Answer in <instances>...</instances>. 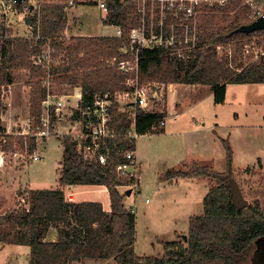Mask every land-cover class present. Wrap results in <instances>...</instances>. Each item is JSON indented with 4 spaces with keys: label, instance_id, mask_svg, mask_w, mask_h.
I'll list each match as a JSON object with an SVG mask.
<instances>
[{
    "label": "trees",
    "instance_id": "16d2710c",
    "mask_svg": "<svg viewBox=\"0 0 264 264\" xmlns=\"http://www.w3.org/2000/svg\"><path fill=\"white\" fill-rule=\"evenodd\" d=\"M109 14L104 23L118 26L121 37H72L65 45L62 36L68 23V0H37L25 14L33 36L40 39L18 37L9 40L4 48L5 59L0 62V134H3L1 116L6 109L2 102L1 86L14 83L12 72L28 70L30 74V115L39 123L47 89L41 78L45 71L33 66L31 58L42 50L48 40L64 54L65 62L53 69L55 82L80 86V108L89 105L96 95L115 93L126 89L129 77L118 66L108 65L113 58L125 60L130 52H121L128 44L129 32L138 23L134 0H105ZM76 6L82 3L75 0ZM28 2L24 3V5ZM96 4V3H95ZM23 10V5L20 7ZM228 11H237L230 15ZM220 20L231 21L218 28ZM249 10L239 5L223 8L217 14L204 17V43L198 56L191 61L170 58L164 53L143 51L140 55L141 83L188 84L210 86L216 104L226 100L228 84L264 83V59L251 56L245 64L241 58L246 40L264 35V29L245 32L252 24ZM225 51L220 55L217 47ZM230 50L231 53L228 52ZM262 59V60H261ZM64 60V59H63ZM166 113H147L140 110L137 130L142 135H160L159 119ZM76 119L80 115L76 114ZM55 122V119H54ZM131 121L125 114L113 111L111 127L118 136L110 142L111 158L106 165L86 161L76 149L71 137L64 138L62 166L56 189H41L30 194V209L24 217H7L9 228L0 226V243H15L31 248L30 264H75L83 260H114L117 264H248L257 240L264 238V208L260 201L238 210L233 204L230 180L234 179V153L229 141L224 142L227 154L225 173L199 165L188 171H171L167 178L205 177L214 186L204 201V213L191 217L187 244L182 241L163 242L164 255L139 257L136 253V214L126 208V193L120 187L135 183L117 173L124 155L136 149L137 143L126 137ZM20 147L19 149L17 147ZM29 154L37 150L35 137H5L4 151ZM73 185L106 186L110 195L111 211L106 212L99 202H74L67 199L65 188ZM57 239L47 241L51 230Z\"/></svg>",
    "mask_w": 264,
    "mask_h": 264
},
{
    "label": "rangeland",
    "instance_id": "374dc122",
    "mask_svg": "<svg viewBox=\"0 0 264 264\" xmlns=\"http://www.w3.org/2000/svg\"><path fill=\"white\" fill-rule=\"evenodd\" d=\"M77 6L68 7V13L70 19L74 22L73 27L77 24L83 28L85 34H91L96 36H115L117 34V28L104 23V18L106 17L105 12L102 11L95 2L98 0H80ZM37 0H30L28 4L35 5ZM74 7V8H73ZM73 8V9H72ZM26 15L22 14L21 11L15 16L8 18V20L2 24V27L8 29V35L15 38L18 37H31L32 29L30 26L26 25ZM232 21V20H231ZM231 21L220 20L217 29L229 26ZM71 27V26H70ZM73 29V28H72ZM130 33V32H129ZM73 36L67 35L66 32L63 34L62 41L66 45L71 43V38ZM246 47L242 52L241 58L246 64L248 59L253 56L256 60L261 57L264 59V35L254 36L249 40H246ZM220 53L225 51L222 47ZM133 56L125 59L123 61L132 60ZM261 59V60H262ZM112 60V59H111ZM33 66H36L33 62V57L31 58ZM122 61V60H120ZM108 63V62H107ZM14 83L12 84V108L10 113L6 112L7 102L2 98V102L6 109L3 111L1 116L2 127L11 131V133H16L17 131H22L19 124L14 126L17 121L22 119L24 123L31 117L30 115V74L28 70H16L12 72ZM56 78V77H55ZM53 81V91L59 95H71L73 94L66 85L68 84H58ZM43 78H41V81ZM43 83V81H42ZM148 84V83H145ZM43 85V84H42ZM170 85V84H169ZM71 86V85H70ZM7 85L1 86L2 95L5 94L7 90ZM160 85H156L155 90L159 89ZM207 85H188V84H178L170 85L164 88L165 96L161 99V95L154 99L155 106L157 109H163L166 111V128L167 132L169 130L178 129L180 132L192 133V131H200L201 116L205 117L206 120L212 113L213 105L212 98L206 93ZM161 92V91H160ZM70 100V99H69ZM201 100V101H199ZM204 100V101H203ZM71 103L76 105V99ZM69 101V102H70ZM200 115V116H199ZM197 118L198 128H194L193 118ZM17 120V121H16ZM69 122L67 119H65ZM203 120V119H202ZM211 122V121H210ZM210 122L207 124L209 127ZM67 123L62 122V127L59 129L62 133L69 130L66 128ZM173 125V126H172ZM76 126V125H75ZM78 126V125H77ZM166 128L164 130H166ZM206 129V128H205ZM74 130V129H73ZM60 134V136H53L47 138L45 142L43 139L37 141V150L41 156L42 160L33 161L31 158L25 156L21 157V152L18 155L10 151H4L3 145L5 144V137L10 135L12 137H19L20 135L14 134H0V226L3 228H9L7 224V217L16 216L18 218L24 217V215L30 209V194L39 188L41 189H52L58 184L59 169L61 168L63 151H64V138L72 137V135ZM195 132L194 134L197 135ZM260 133V132H259ZM238 134L237 130L232 131V135ZM154 134H146L141 136L137 140V147L141 151L142 164V181L143 185L141 189H133L131 195L125 196L124 203L126 208L129 210H134L139 212V229H138V255L139 257H157L164 255L163 242L174 241L176 237L173 235H164L160 239L163 241H158L156 236L148 230L149 224H147V215L145 216L150 203L147 199L153 200L154 196L149 191L146 190V185L150 186L155 182L158 173L170 172V170H178L181 167H176L178 164V152L184 151L186 149L187 142L184 139L178 138V136L172 134H161L159 136H153ZM251 137V145L254 147L253 152L258 154L262 149V137L256 132L247 133ZM24 137V136H22ZM179 140V141H178ZM188 141V139H187ZM42 142V143H41ZM17 147V146H16ZM18 149L20 147H17ZM254 158V156H252ZM251 155L247 153L246 150H238L236 154L235 169L238 171L242 169L243 172L238 175L234 174V179L240 184V187L245 195V198L253 204L255 201H261L262 207L264 208V175L257 169L256 161L252 160ZM24 161V162H23ZM23 162V163H22ZM256 167L255 169H253ZM221 165H216L215 171L222 172L220 170ZM250 168L249 171L245 172L244 169ZM26 174V175H25ZM167 179V174L163 175ZM162 180V181H163ZM216 182V180H213ZM91 191L90 186H87ZM123 193L127 190L120 188ZM131 190V188H129ZM69 192L67 191L66 194ZM180 191H176L174 195H178ZM173 194V192H172ZM103 198L104 195H103ZM77 202H87L85 200H97L94 199L91 194H80L77 195ZM203 200V199H202ZM104 201V199H103ZM98 202V201H93ZM100 203V202H99ZM201 211V210H200ZM203 213H199L202 215ZM179 241H182L185 245L187 244V239L179 236ZM4 244V243H2ZM7 244V243H6ZM14 245L11 246L13 248ZM9 249V247H7ZM264 261V241L259 239L254 244V251L252 254L251 261L248 264H262ZM15 259V263H16ZM78 264H117L114 260H83Z\"/></svg>",
    "mask_w": 264,
    "mask_h": 264
},
{
    "label": "built area",
    "instance_id": "2783aa9c",
    "mask_svg": "<svg viewBox=\"0 0 264 264\" xmlns=\"http://www.w3.org/2000/svg\"><path fill=\"white\" fill-rule=\"evenodd\" d=\"M82 2V1H81ZM138 23L130 30L128 44L121 49V52H130L132 60L119 61L113 58L108 61V65L118 66L119 70L128 75L125 86L126 89L115 93L96 95L94 100L84 108L70 105L64 95L54 92L53 81L56 77L53 69L65 62L64 54L58 52V48L50 40L43 44L41 52L33 56V62L37 67L45 71L43 86L47 89V97L43 101V112L39 123L30 117L26 123L22 119L16 120L14 126L23 124L22 131L11 133L9 129H4L3 134H14L24 137H35L39 139L60 136V125L67 119L74 125L75 130L69 135L76 142V149L86 161H95L100 165H106L111 158L110 142H115L118 136L111 127L113 111L126 115L131 121L130 130L126 137L137 143L143 136L137 130V117L140 110L147 113H164L163 109H157L154 99L161 95L164 98V88L170 85L158 82L148 84L140 81V55L143 51L161 52L170 58L191 61L198 56L204 43V17L218 13L223 8L232 5H239V9L246 7L249 10V19L253 23L264 17V0H134ZM98 7L109 14V7L105 0L95 2ZM23 5V10L20 7ZM67 5L76 6L75 0H68ZM30 8L29 4H18L16 0H0V62L5 59V45L15 37L8 35V29L2 27L8 18L15 16L21 11L26 14ZM237 11H228L230 15ZM31 28V27H30ZM32 29V28H31ZM33 34V33H32ZM118 37L122 36L120 28ZM36 41L40 39V33L31 36ZM28 37V38H31ZM247 45H245L246 47ZM222 47H217L218 53ZM229 53L230 50H228ZM64 59V60H63ZM160 85V91L156 89ZM155 88V89H154ZM12 89L7 87L2 98L7 102L6 112L9 114L12 108ZM80 119H76V114ZM55 119V122H54ZM76 125V126H75ZM78 125V126H77ZM158 128H166V118H160ZM20 152H16L18 155ZM21 157L28 155L33 161L42 160L38 152L29 154L27 147L21 152ZM125 161L118 165L117 173L121 178L135 180V183L122 186L123 190L131 188L138 189L140 178V163L136 149L128 150L124 155ZM24 162V161H23ZM22 162V163H23ZM71 186L65 188L69 193L66 197L74 201Z\"/></svg>",
    "mask_w": 264,
    "mask_h": 264
},
{
    "label": "crops",
    "instance_id": "0c3cea01",
    "mask_svg": "<svg viewBox=\"0 0 264 264\" xmlns=\"http://www.w3.org/2000/svg\"><path fill=\"white\" fill-rule=\"evenodd\" d=\"M67 10L68 8L66 9V11ZM67 15L68 23L65 32L68 36L72 35L73 37H102L85 34L80 24H77L76 27H73L74 22L70 19L68 11ZM26 25L29 27L27 23ZM114 27L117 28V34L115 36L103 37H118L120 27ZM172 85L174 86L178 84ZM66 87H68V89H70V91L73 93L71 95H64L66 97V101H68V103L73 106L80 104L82 98V88L80 86L70 85H66ZM206 90V93H208L210 98H212L213 110L208 120H206L205 117L201 116L200 122L203 121V123L201 124L200 131L193 130V134H191L188 132H180L178 131V129L176 130L172 127V130H169L167 132L166 128V130H164V132L162 133V135L172 134L178 136V138L184 139L187 142L186 149L184 151L181 150L177 153L178 164H176V167L181 168H179L178 170H174V172L188 171L195 165L207 167L215 171L216 165H221L220 170L222 172L220 173H225L227 170V154L224 142L229 141L234 153L233 167L235 175L243 172L242 169H239L238 171L235 169L237 151L243 149L246 150L247 153L251 155V157L254 156V158L252 157V160L250 161H256L257 169L260 168V171L264 175V83L228 84L226 90V100L223 104L215 103L214 93L210 86L206 87ZM69 99L72 101L76 99V105L71 103ZM165 113H167V108ZM196 119V117L193 118L194 128L199 129ZM68 121L69 122L64 120V122L67 123L66 128L68 129L69 127V130L64 133L60 131V134L62 133L65 135H69L71 132H74V125L71 124L70 120ZM208 122H210V124L207 128ZM61 127L62 123L60 125V128ZM233 130H237L238 134L233 136ZM254 131L263 139L262 149L258 154L253 152L254 147L251 145L252 139L247 135L248 132L251 133ZM195 132H198L196 133L197 135L194 134ZM153 136L159 135L154 134ZM46 139L47 138L43 139L42 142H45ZM136 152L140 163L141 151H139L137 145ZM255 168L256 167H254L253 169ZM244 170L245 172H247L250 170V168H246ZM142 171V164L140 163V178L137 190L141 189L143 185ZM171 171L172 170H170V172ZM167 173L168 172H164L161 174L158 173L155 182L150 186L146 185V190L153 194L154 198L153 200L147 199V202L150 203V206L147 209L145 216L147 215V224H149V226L147 227L148 230L156 236V239L158 241H163L160 239V237L169 234L176 237L174 241H177L179 240V236L185 239L188 236L191 217L199 215V213H204L205 198L210 190L214 186H216V182L205 177H177L171 178L169 180H163L166 179L163 175H166ZM58 185L59 182L56 187L52 189H56ZM87 186L95 188V190L92 189L91 191L89 188H87ZM70 189L73 193L74 202L78 201L77 195L80 196V194H91L93 195L94 199L97 200L85 201H98L102 203L106 212L111 211L110 195L106 186L73 185L70 187ZM37 190H41V188ZM129 190L130 189H128L127 191ZM176 191H180V193L178 195H174ZM132 192L133 190H131V193ZM103 195L105 198H103ZM134 212L136 214V229L138 241L139 212H137V210ZM56 239L57 232L55 229H53L49 233L47 241L53 242ZM12 245H14L13 248H11ZM7 247H9V249ZM135 247L136 253L138 255V242H136ZM30 252L31 248L27 245H20L15 243H0V264H30ZM15 259L17 261L16 263Z\"/></svg>",
    "mask_w": 264,
    "mask_h": 264
},
{
    "label": "water",
    "instance_id": "95a60500",
    "mask_svg": "<svg viewBox=\"0 0 264 264\" xmlns=\"http://www.w3.org/2000/svg\"><path fill=\"white\" fill-rule=\"evenodd\" d=\"M18 4L29 2L30 0H16ZM34 5H32L33 8ZM258 29H264V17L260 18L256 22L243 27L245 32H252ZM230 187L233 196V204L238 210H242L250 205V202L245 198V195L240 187V184L235 180H230ZM127 195L131 194V190L125 192ZM187 239V237H186ZM264 241V238H261ZM264 264V261H262Z\"/></svg>",
    "mask_w": 264,
    "mask_h": 264
}]
</instances>
